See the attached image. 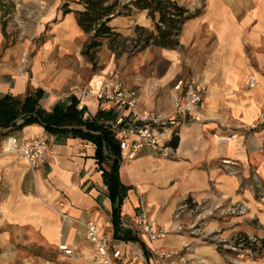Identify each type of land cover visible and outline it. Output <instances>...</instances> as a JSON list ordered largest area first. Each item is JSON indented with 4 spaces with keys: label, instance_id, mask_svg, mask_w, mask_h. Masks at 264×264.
I'll list each match as a JSON object with an SVG mask.
<instances>
[{
    "label": "crops",
    "instance_id": "1",
    "mask_svg": "<svg viewBox=\"0 0 264 264\" xmlns=\"http://www.w3.org/2000/svg\"><path fill=\"white\" fill-rule=\"evenodd\" d=\"M180 3L200 13L183 24L177 48L150 46L116 57L104 41L93 64L82 54L91 34L76 21L74 12L83 10L80 0H0V99L39 89L41 108L51 111L56 104L74 102L78 110L83 108L81 120L93 127L82 124L77 135L47 133L33 124L9 133L17 140L47 138L50 154L35 169L14 154L0 155V264L13 263L3 255L12 252L11 232L21 230L53 251L56 262L51 264H98L85 238L87 222H95L111 248L121 250L119 264H144L147 242L135 225L140 196L151 220L166 230L176 229L174 214L187 198L202 202L217 197L245 203L250 219L264 229V212L249 192L251 176L264 186V125L247 128L258 121L264 105V0ZM63 4L70 12L64 13ZM108 26L132 38L136 26L152 30L153 21L146 11H133L131 16L112 17ZM104 52L106 61L95 65ZM112 70L120 73L127 88L137 91L142 114L169 113L178 79H192L208 89L203 121L179 128L169 142L172 157L142 151L127 164L120 159L118 181L125 188L120 202L111 199L103 177L113 157L105 150L97 154L90 138L106 130L117 144L112 107L87 94L89 89L96 92ZM250 75L256 79L253 89L245 84ZM115 208L118 228L134 239L114 237ZM234 221L240 232L251 229L243 218ZM190 240L186 234L172 233L150 246L180 249ZM59 245H66L72 255H63ZM196 252L206 264L218 262L212 246H199Z\"/></svg>",
    "mask_w": 264,
    "mask_h": 264
},
{
    "label": "built area",
    "instance_id": "2",
    "mask_svg": "<svg viewBox=\"0 0 264 264\" xmlns=\"http://www.w3.org/2000/svg\"><path fill=\"white\" fill-rule=\"evenodd\" d=\"M24 63V60H23ZM247 89H253L256 79L250 75L246 80ZM99 102L112 107L111 130L116 135L120 151V159L127 164L136 159L142 151H149L157 156L170 158L174 154L169 142L178 136L179 128L187 122L200 123L203 121L204 98L208 89L203 84L192 79H178L172 86L171 111L169 113L148 112L140 113L137 110V91L127 88L117 70L107 73L101 87L94 93ZM264 125V105L259 119L247 128L256 129ZM14 154L19 160L35 169L44 163L50 154L49 140L45 137H36L30 140H17L14 136H7L0 141V155ZM230 161H222L229 165ZM174 218H180L179 210ZM63 218H67L63 215ZM77 223V222H75ZM137 234L147 242V255L144 264H187V258L182 249L154 248L150 245L165 239L173 232H179L181 225L173 231L156 225L149 217L146 202L139 197L135 214ZM85 238L94 249L95 261L98 264H119L122 257L120 249H113L110 240L101 235L95 222L84 225ZM59 251L65 256H71L72 250L66 245H59Z\"/></svg>",
    "mask_w": 264,
    "mask_h": 264
},
{
    "label": "trees",
    "instance_id": "3",
    "mask_svg": "<svg viewBox=\"0 0 264 264\" xmlns=\"http://www.w3.org/2000/svg\"><path fill=\"white\" fill-rule=\"evenodd\" d=\"M80 4L83 10L74 13L79 27L91 34L82 50L83 56L90 63H93L104 41L116 57L123 53L135 55L150 46L175 49L179 45L178 36L183 24L200 13L199 10L191 13L175 0H80ZM62 9L64 13L70 12L66 4H63ZM133 11H146L153 21V29L136 26L134 37L122 38L121 34L108 26V22L112 17L131 16ZM42 95L43 91L37 89L28 91L23 97L6 95L0 99V140L9 133L33 124L42 126L47 133L72 131L77 135L81 134L79 127L82 124L93 128L91 123L81 120L83 108L78 110L74 102L68 106L56 104L51 111H46L40 106ZM90 138L97 144V154L105 150L109 157H113L111 169L109 172L103 171V177L110 188L111 199L120 202L124 198L125 188L118 181L119 148L106 130H102L101 135ZM117 223L118 209L115 208L114 237L134 239L128 233H122Z\"/></svg>",
    "mask_w": 264,
    "mask_h": 264
},
{
    "label": "rangeland",
    "instance_id": "4",
    "mask_svg": "<svg viewBox=\"0 0 264 264\" xmlns=\"http://www.w3.org/2000/svg\"><path fill=\"white\" fill-rule=\"evenodd\" d=\"M13 34L14 30L9 32V35ZM122 38L127 37L122 35ZM106 59L107 54L104 52L97 58L95 65ZM249 180V192L259 205L260 211L264 212V186L254 176ZM180 207L179 212H182L177 226L181 225V230L173 233L186 234L191 239L180 248L186 255L187 264H206L204 257L196 252L199 246L214 247L218 255V262L215 264H264V229L261 223L250 219L249 207L245 203L226 202L220 197L202 202L187 198ZM183 214L187 215L185 219H182ZM236 218H243V223L251 229L248 232L236 230ZM9 242L13 246L12 252L3 256L12 258V264L56 262L51 249L30 238L22 230L19 234L16 231L11 232Z\"/></svg>",
    "mask_w": 264,
    "mask_h": 264
}]
</instances>
